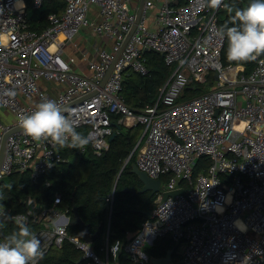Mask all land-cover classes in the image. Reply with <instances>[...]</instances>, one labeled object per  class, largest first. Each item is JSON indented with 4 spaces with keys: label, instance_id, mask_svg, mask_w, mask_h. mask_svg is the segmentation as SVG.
I'll return each instance as SVG.
<instances>
[{
    "label": "built area",
    "instance_id": "obj_1",
    "mask_svg": "<svg viewBox=\"0 0 264 264\" xmlns=\"http://www.w3.org/2000/svg\"><path fill=\"white\" fill-rule=\"evenodd\" d=\"M43 1L32 0V5L37 9ZM62 1L64 9L49 14L47 26L38 32L28 26L25 0H0V110L12 117L11 123L0 120V139L42 98L61 107L72 104L63 112L78 132L84 129L97 157L107 151L114 134L111 116L124 128L141 126V143L131 151L136 167L150 178H169L160 182L149 218L120 243L123 252L135 263L155 264L145 247L170 236L180 245L179 258L166 264H226V254L227 264H264V56L247 74L241 65H222L225 39L215 31L219 12L230 0H222L218 8L201 7L200 0H144L136 23L140 0ZM84 30L110 44L92 45L90 56L80 50L87 75L74 70L75 57L63 56L64 46ZM148 51L160 54L172 72L155 102L135 113L120 97L121 80L126 69L148 73ZM210 75L212 86L206 92L180 100L187 85L208 84ZM62 149L51 141H34L22 130L12 133L6 139L0 182L25 172L36 181L68 161ZM75 150L83 154L85 148ZM202 158L208 164L194 175ZM175 189L186 195L162 200L163 192ZM60 203L59 193L49 205L28 196L24 210L15 212L0 199V213L27 217V225L41 239L43 257L69 242L87 264H119L112 246H105L101 258L79 235L68 234L71 217L67 209L58 208ZM217 207L223 208L222 214ZM9 220L0 222L6 236L7 225L18 227ZM236 220L246 230L236 228Z\"/></svg>",
    "mask_w": 264,
    "mask_h": 264
},
{
    "label": "trees",
    "instance_id": "obj_2",
    "mask_svg": "<svg viewBox=\"0 0 264 264\" xmlns=\"http://www.w3.org/2000/svg\"><path fill=\"white\" fill-rule=\"evenodd\" d=\"M179 0L178 3H182ZM251 0H230L225 6L233 9L246 7ZM27 23L30 29L38 32L47 26V16L52 13H60L64 9L62 0H44L41 6L35 9L32 0H25ZM223 7L218 15V28L224 24L234 26L229 13ZM227 39L221 51V63L224 67L229 65H241L245 74L252 71L254 61L247 63L229 62L226 59ZM148 73L146 75L136 74L128 69L125 70L121 80L120 97L124 104L133 112L138 113L145 107L152 105L159 93V89L165 83L172 72V66H167L163 57L153 51L144 53ZM211 75L208 77V84H189L180 97V100L198 96L206 92L212 86ZM117 116H111V126L114 137L109 142L105 153L97 157L93 155L89 145L85 146L83 154L77 153L73 148H63L62 153L68 161L57 165L36 181H33L30 174L12 173L0 182L2 194V205L10 207L13 211L24 210L23 201L30 196L35 198L42 205H49L55 194L59 193L61 203L58 208L68 210L71 217L67 227L68 234L79 235L80 229L72 217L71 208H76L77 214L90 234H93L99 224L102 229L99 236L90 244L93 251L104 257V249L113 246L116 241L124 243L129 235L134 234L147 217L143 212H151L155 206L156 194L147 191L139 193L142 185L138 178L130 172V165L135 163L134 152L124 167V161L131 153L137 140L142 134V127L135 126L124 128L116 123ZM84 129H80L83 134ZM86 166V174L80 178L74 170L72 160ZM208 160H198L194 168V175L202 172L207 166ZM169 176H160L161 183L168 180ZM49 182V186H45ZM133 190L134 194L129 191ZM18 227L7 225V236L17 231ZM107 233V237H106ZM180 245L172 241L170 236L154 240L153 244L145 248V253L154 258L165 256L167 251L173 250L172 262L179 258ZM82 257L69 242H64L61 248H51L38 264H87V260L77 263ZM116 261L119 264H138L133 262L128 255L120 251ZM109 262L113 259L109 256Z\"/></svg>",
    "mask_w": 264,
    "mask_h": 264
},
{
    "label": "clouds",
    "instance_id": "obj_3",
    "mask_svg": "<svg viewBox=\"0 0 264 264\" xmlns=\"http://www.w3.org/2000/svg\"><path fill=\"white\" fill-rule=\"evenodd\" d=\"M222 0H200L201 7L218 8ZM229 13H234L231 22L234 26L224 24L215 31L219 39H227L226 59L229 62L247 63L256 61L264 55V0H251L244 8L233 9L225 6ZM19 126L32 140L51 141L61 148L82 149L88 145L87 136L76 130L73 120L64 114L61 106L54 100L42 98L30 114L19 117ZM0 199H3L0 195ZM222 214L223 208L217 207ZM14 219L18 230L0 242V264H38L43 257L41 239L27 225V217L17 215L10 217L6 212L0 213L3 219ZM234 226L246 230L243 221H234ZM120 250V242L112 246L115 256ZM230 254H226L225 262Z\"/></svg>",
    "mask_w": 264,
    "mask_h": 264
},
{
    "label": "water",
    "instance_id": "obj_4",
    "mask_svg": "<svg viewBox=\"0 0 264 264\" xmlns=\"http://www.w3.org/2000/svg\"><path fill=\"white\" fill-rule=\"evenodd\" d=\"M144 0H140V4L136 13V21L135 23L138 21L139 19V15H140V10L142 7ZM134 29V26L131 28V30L129 31V33L126 35L125 39L123 40L119 51L116 53L115 55V59L118 57L121 49L123 48L124 44L126 43V41L128 40L130 34L132 33ZM144 51H146L144 49ZM264 56V55H262ZM260 56V57H262ZM114 63V62H113ZM113 63L110 65L109 69L107 70L104 78L102 79L100 86L102 87L103 84L105 83V81L107 80L112 67H113ZM213 78L216 79V74L213 75ZM72 106V104H68L65 106H62V110L68 108ZM22 129L20 128V126H15L7 131H5L2 135H1V139H0V165L2 163L4 154H5V148H6V139L9 137V135H11L12 133L15 132H19ZM114 137V134H112L109 138L108 141L110 142ZM131 155V153H130ZM129 155V156H130ZM129 156L127 157V159L124 161V164L122 165L121 169L124 167V165L126 164V162L129 159ZM130 172L133 173L138 180L141 182V189L138 191L139 193H144V192H151L152 194H156L159 191V186H160V180L159 179H153L150 178L149 176H147L144 172H141L140 170H138V168L136 167L135 163H132L130 165ZM131 194H134L133 190L129 191ZM176 195H186L185 191L183 189H175V190H171V191H165L162 193V200H165L167 197H174ZM71 213H72V217L75 221V224L79 227L80 232H79V236L83 239V241L85 243L91 244L100 234L101 229H102V224H99V226L97 227L96 231L93 234H90L87 230L86 225L83 224V222L81 221V219L79 218L76 208L74 206H72L71 208ZM143 214L149 218L150 213L149 212H143ZM3 221H7L10 222L9 219L5 218L3 219ZM0 237L5 239L7 236L3 233V231L0 228ZM177 244V243H176ZM173 250H169L167 251V253L165 254V256L161 257V258H154V257H150V260L155 263V264H166L171 260V255H172ZM83 261V257H81L77 263Z\"/></svg>",
    "mask_w": 264,
    "mask_h": 264
},
{
    "label": "crops",
    "instance_id": "obj_5",
    "mask_svg": "<svg viewBox=\"0 0 264 264\" xmlns=\"http://www.w3.org/2000/svg\"><path fill=\"white\" fill-rule=\"evenodd\" d=\"M92 12H95L94 9H92ZM88 32L89 31H86V30L81 31L78 35L75 36V38L73 39V41L71 43L67 44L63 48V56L64 57H66V56L75 57L76 65L74 67V70L76 72H78V73L85 74V75L88 74V71L86 69L85 63L81 59L80 50L81 49L88 50L89 51V56L91 54L90 49H91L92 46L90 48H87L86 47L87 45L85 44V41H86L85 40V36H89V37L91 36V34H89ZM90 38H92V37H90ZM96 38H97V40L94 41L92 45H101V46H103L105 48H109L110 44L108 42H105L104 40H102L99 37H96ZM75 44L78 45L79 48L74 47ZM45 87L48 88V89L52 88V86L49 85V84H45ZM0 117L6 123H11L12 122V117L6 111L0 110ZM141 138H142V134L140 135V137L137 140L135 145H137V143H141Z\"/></svg>",
    "mask_w": 264,
    "mask_h": 264
},
{
    "label": "rangeland",
    "instance_id": "obj_6",
    "mask_svg": "<svg viewBox=\"0 0 264 264\" xmlns=\"http://www.w3.org/2000/svg\"><path fill=\"white\" fill-rule=\"evenodd\" d=\"M90 37H92V38H90ZM90 37L85 36V40H86L85 44L87 45L86 46L87 48H90L92 46L93 42L97 40L96 36L91 35ZM0 120L3 121L1 119V117H0ZM72 164H73L74 170L78 174V176L80 178H83L86 174V166L84 165V163H79L77 160L73 159ZM146 247H149V246H146Z\"/></svg>",
    "mask_w": 264,
    "mask_h": 264
}]
</instances>
